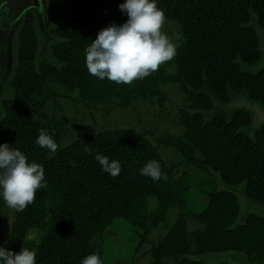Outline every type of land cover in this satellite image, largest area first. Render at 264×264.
Wrapping results in <instances>:
<instances>
[{
  "label": "trees",
  "instance_id": "obj_1",
  "mask_svg": "<svg viewBox=\"0 0 264 264\" xmlns=\"http://www.w3.org/2000/svg\"><path fill=\"white\" fill-rule=\"evenodd\" d=\"M123 2L47 0L52 33L63 39L51 45L57 63L36 65L35 10L22 20L9 83L14 95L0 102V144L42 165L48 186L24 211L14 210L3 247L16 253L22 247L35 250L36 264H80L92 253L102 260L104 237L114 220L126 219L141 230L138 250L177 209V220L149 250L151 264H227L203 259L225 253L239 254L247 264H264V215L250 212L240 221L241 203L231 189L241 187L238 193L247 201L264 205V123L253 128L249 110L227 106L244 95L264 106V67L253 69L263 60L258 29L264 31V0H157L166 18L180 25L177 54L143 80L117 85L89 75L84 50L99 30L118 24ZM51 80L76 93L85 106L105 110L135 109L142 103L162 109L170 99L163 86L174 84L182 91L175 120L182 132L157 138L155 144L147 132L116 127L74 137L63 147L65 123L54 118L56 112L42 113ZM218 104L221 109L215 111ZM40 129L53 135L55 153L35 143ZM161 146L173 148L181 161L166 163ZM97 154L119 161V174L104 172ZM151 160L159 162L166 179L154 182L140 175ZM184 165L218 176L227 188H208L204 179L189 183L188 173L179 175ZM201 193L208 201L204 207ZM194 194L200 207L192 209ZM149 197L158 206L152 209ZM190 221L198 227L190 230Z\"/></svg>",
  "mask_w": 264,
  "mask_h": 264
},
{
  "label": "rangeland",
  "instance_id": "obj_2",
  "mask_svg": "<svg viewBox=\"0 0 264 264\" xmlns=\"http://www.w3.org/2000/svg\"><path fill=\"white\" fill-rule=\"evenodd\" d=\"M45 9V6H44ZM37 16L36 30L40 37V48L37 53L36 65L39 66L42 61L48 60L57 63L56 59L53 57L51 45L53 43L62 42L63 39L54 35L52 29L55 28V23L53 22L50 26V16L48 22L43 25L44 18L40 16L46 14L45 10H37L34 12ZM118 24L121 25L127 20V16L121 11L118 13ZM22 21L18 26H15L16 33L13 42V66L11 73L8 77L0 81V102L2 99L11 98L14 95L13 90L9 86L10 78L14 70V65L17 63V50H18V32L20 30ZM163 31L168 35L173 33L180 34V25L174 21L166 19ZM260 38L264 35L263 30H259ZM179 46L181 40L178 42ZM262 44V39H261ZM7 57L9 56V49H7ZM6 57V56H5ZM5 61V58H4ZM165 64V63H164ZM172 70V67H168ZM174 69V68H173ZM164 90L169 94L170 99L166 102L164 108L158 106L154 107L150 104H140L134 108L122 109L119 107L112 108L110 110H105L102 106L98 108H89L78 101V95L76 93H70L65 89H61L58 84L51 80L50 86L47 88L46 106L42 109V113H46L49 116L54 115V118L63 121L66 125V131L64 133L66 138L61 139V146H65L67 142L74 139V137H79L87 134H93L104 129L110 128H132L140 132L148 134V137L156 144V139L164 137L168 134H179L181 133V127L177 125L175 120L178 117L177 105L183 101L181 89L174 85L163 86ZM4 117V111L0 104V121ZM53 117L49 118L51 120ZM161 152L164 160L168 164H173L174 162H180L181 157L176 153L173 148H165L161 146ZM188 173L189 178L187 179L189 183H204L208 188L216 186L218 189L227 188L218 176H208L203 171L195 169L191 165H184L179 169V175L182 173ZM206 177V178H205ZM200 187V186H199ZM197 188L200 192L201 189ZM241 187L231 188L239 198L241 203V214L239 220L245 219L247 214L257 213L264 215V211L261 209L264 205H259L247 201V199L238 193ZM197 194L191 195L192 204L189 207L192 209L199 208L197 202ZM149 204L153 208L158 206V200L154 197H149ZM0 204L2 208L0 211L4 215V218L0 221V246H3L5 236H7L11 224L14 218V209H11L5 205L2 199H0ZM199 204L203 207L208 204V201L201 193L199 195ZM194 207V208H193ZM179 211L177 209L171 210L169 215L170 222H165L158 228L154 229L149 237V241L137 248L141 242V230L134 225H132L128 220L123 218H118L113 221L109 227V231L106 232L104 237V257L102 259L103 264H151V257L149 250L152 245L157 243L161 236L167 232L169 223L172 224L177 220ZM198 227V224L190 221L189 229L194 230ZM36 232H33V236ZM207 262H224L227 264H247L241 255L235 253H225L222 255H209L203 257Z\"/></svg>",
  "mask_w": 264,
  "mask_h": 264
},
{
  "label": "clouds",
  "instance_id": "obj_3",
  "mask_svg": "<svg viewBox=\"0 0 264 264\" xmlns=\"http://www.w3.org/2000/svg\"><path fill=\"white\" fill-rule=\"evenodd\" d=\"M119 10L127 16L121 25L110 23L99 30L97 37L84 50L85 67L89 75L114 82L131 85L156 72L159 67L174 59L181 35L171 36L163 31L166 23L164 10L157 0H124ZM35 143L55 153L58 145L48 130L40 129ZM95 160L102 170L113 177L121 170L117 160L97 154ZM140 175L154 182L166 179L158 161L151 160L141 169ZM45 169L19 149L0 144V199L5 205L22 212L31 205L38 190L47 188ZM36 252L22 247L19 253L0 246V264H36ZM80 264H103L99 253L84 257Z\"/></svg>",
  "mask_w": 264,
  "mask_h": 264
},
{
  "label": "water",
  "instance_id": "obj_4",
  "mask_svg": "<svg viewBox=\"0 0 264 264\" xmlns=\"http://www.w3.org/2000/svg\"><path fill=\"white\" fill-rule=\"evenodd\" d=\"M46 3L47 0H0V81L8 77L12 70L14 60L12 39H14L16 33L15 26H18L25 16L35 9L47 12L42 14L45 22L43 25L45 26L49 18ZM8 46H10V53L7 57ZM261 48L263 60L254 66L253 69L264 67V35L262 36ZM227 106L231 109L245 108L249 110L254 116L253 128H259L264 123V106L259 103H253L245 95L241 97L235 96L233 101ZM219 109L221 107L218 104L214 110L218 111ZM261 209L264 211V207Z\"/></svg>",
  "mask_w": 264,
  "mask_h": 264
},
{
  "label": "flooded vegetation",
  "instance_id": "obj_5",
  "mask_svg": "<svg viewBox=\"0 0 264 264\" xmlns=\"http://www.w3.org/2000/svg\"><path fill=\"white\" fill-rule=\"evenodd\" d=\"M40 16H42V15H40ZM15 32H16V28H15ZM8 49H10V46H8ZM12 66H13V64H12Z\"/></svg>",
  "mask_w": 264,
  "mask_h": 264
}]
</instances>
